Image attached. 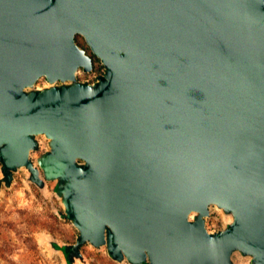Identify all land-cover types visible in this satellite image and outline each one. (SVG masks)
I'll use <instances>...</instances> for the list:
<instances>
[{"label":"water","instance_id":"obj_1","mask_svg":"<svg viewBox=\"0 0 264 264\" xmlns=\"http://www.w3.org/2000/svg\"><path fill=\"white\" fill-rule=\"evenodd\" d=\"M95 83L29 93L46 75ZM69 179L85 242L140 264H264V0H0V158ZM82 159L84 163H78ZM218 202L236 213L211 233ZM193 211L198 219H190Z\"/></svg>","mask_w":264,"mask_h":264},{"label":"rangeland","instance_id":"obj_2","mask_svg":"<svg viewBox=\"0 0 264 264\" xmlns=\"http://www.w3.org/2000/svg\"><path fill=\"white\" fill-rule=\"evenodd\" d=\"M79 43L89 48L93 55V68L83 67L76 71L74 80L50 81L46 75L25 90L29 93L77 83H95L106 76L108 67L88 44L83 34H77ZM36 145L29 153V164L6 171L0 158V248L5 247V256L18 264H136L125 256L115 258L107 243L94 245L85 242L78 250L74 245L80 235L79 227L67 216L64 188L69 179H50L41 165V159L53 150V138L45 133L34 135ZM78 163H84L78 159ZM58 219H56V217ZM200 217L193 211L190 219ZM206 228L218 233L230 228L236 213L218 202L209 204V214L204 216ZM27 221V224L25 223ZM44 224V225H42ZM34 232L38 248L32 250L25 241L28 232ZM256 255L242 247H236L227 264H256ZM0 264H8L0 257ZM144 264V263H140Z\"/></svg>","mask_w":264,"mask_h":264},{"label":"trees","instance_id":"obj_3","mask_svg":"<svg viewBox=\"0 0 264 264\" xmlns=\"http://www.w3.org/2000/svg\"><path fill=\"white\" fill-rule=\"evenodd\" d=\"M78 37H76V42L78 43V45L82 48H84L86 51L89 50V48L85 45H82L81 43H79ZM93 56V55H92ZM56 217V216H55ZM56 219H58V217H56ZM25 223L27 224V221H25ZM44 225V224H42ZM25 241L30 244L29 248L32 249V250H35L38 248V245H37V242H36V239L34 237V232L31 231V232H28L26 238H25ZM1 247V246H0ZM81 247V246H80ZM5 254H8V250L5 248V247H2L0 248V257L4 260L7 261L8 264H18V263H15L13 260L9 259L8 256L6 257Z\"/></svg>","mask_w":264,"mask_h":264}]
</instances>
